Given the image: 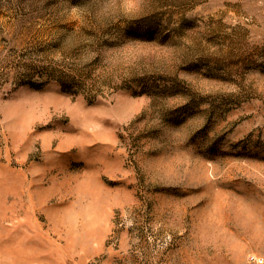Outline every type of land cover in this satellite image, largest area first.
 <instances>
[{"label":"rangeland","instance_id":"374dc122","mask_svg":"<svg viewBox=\"0 0 264 264\" xmlns=\"http://www.w3.org/2000/svg\"><path fill=\"white\" fill-rule=\"evenodd\" d=\"M0 264H264V0H0Z\"/></svg>","mask_w":264,"mask_h":264}]
</instances>
